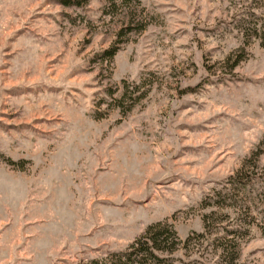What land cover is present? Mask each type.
<instances>
[{
	"label": "rangeland",
	"instance_id": "1",
	"mask_svg": "<svg viewBox=\"0 0 264 264\" xmlns=\"http://www.w3.org/2000/svg\"><path fill=\"white\" fill-rule=\"evenodd\" d=\"M65 1L0 0V264L102 257L159 220L183 239L211 208L264 264V0Z\"/></svg>",
	"mask_w": 264,
	"mask_h": 264
},
{
	"label": "trees",
	"instance_id": "2",
	"mask_svg": "<svg viewBox=\"0 0 264 264\" xmlns=\"http://www.w3.org/2000/svg\"><path fill=\"white\" fill-rule=\"evenodd\" d=\"M74 1H65V4H72ZM116 43L110 44L100 51V56L105 58L112 57L117 51ZM235 59L233 64L238 62ZM255 153H259L257 150ZM256 176L254 169L244 170L243 166L237 168L228 175L231 182L243 185L252 181ZM206 200H202V206H209ZM217 210L211 208L202 214L203 229L194 231L181 239L173 224L166 220H159L147 225L145 230L124 248L112 250L102 257H93L89 260L70 262L69 264H211L194 257L184 259L182 255L174 256L179 250H184L185 254L191 253L190 249L197 248L200 253L207 250L210 245L211 252L217 255L218 261L214 264H237L239 256V243L235 241L231 244L227 237L218 231L220 222L224 214L215 216ZM251 222V221H250ZM231 245L232 248H230ZM196 251V252H198ZM183 254V253H182ZM184 255V254H183ZM199 257V256H198Z\"/></svg>",
	"mask_w": 264,
	"mask_h": 264
}]
</instances>
